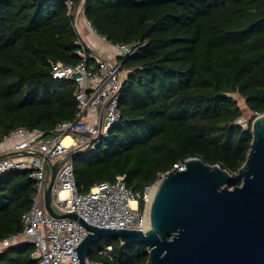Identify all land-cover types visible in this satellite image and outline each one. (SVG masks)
I'll list each match as a JSON object with an SVG mask.
<instances>
[{
    "label": "trees",
    "instance_id": "trees-1",
    "mask_svg": "<svg viewBox=\"0 0 264 264\" xmlns=\"http://www.w3.org/2000/svg\"><path fill=\"white\" fill-rule=\"evenodd\" d=\"M82 15L111 43L138 41L119 56L125 74L113 124L92 153L73 158L79 192L124 176L142 192L190 156L236 172L264 112V0H0V141L18 127L50 135L73 119L76 83L54 78L52 62L75 64ZM89 66L94 60L87 57ZM234 95L251 112L246 125ZM240 180L228 185H238ZM36 181L29 169L0 174V239L21 229ZM142 201L139 207L142 208ZM111 245L108 254L100 252ZM24 242L0 250V264H36ZM87 257L102 264H143L144 243L104 237Z\"/></svg>",
    "mask_w": 264,
    "mask_h": 264
},
{
    "label": "built area",
    "instance_id": "built-area-1",
    "mask_svg": "<svg viewBox=\"0 0 264 264\" xmlns=\"http://www.w3.org/2000/svg\"><path fill=\"white\" fill-rule=\"evenodd\" d=\"M78 14L73 26L79 34V46L75 52L81 60L75 64L52 62L51 70L52 77L76 83L74 118L57 123L45 138L41 137L42 131L38 128L10 130L4 138H17L13 149L17 154L0 157V174L29 169L30 176L36 181L31 206L21 214V229L1 238L0 250L10 245L31 243L36 264H81L76 247L88 233L77 219L55 217L45 209L43 193L48 181L47 159L50 162L62 160L52 187L56 210L75 212L85 222L103 227L142 230L149 225L147 206L154 184L146 185L142 192L134 191L126 187L123 175H116L112 181H97L88 190L78 191L73 158L78 153L95 152L99 142L107 137L109 128L120 120L117 103L125 70L118 57L132 53L141 44L138 41L111 43L101 36L116 56L98 52L82 37ZM84 21L90 26L85 17ZM87 57L93 58L94 66H89ZM261 113L257 111L254 116ZM139 201H142V208ZM110 250L111 245H107L100 252L108 254ZM85 261L102 264L87 255Z\"/></svg>",
    "mask_w": 264,
    "mask_h": 264
},
{
    "label": "water",
    "instance_id": "water-1",
    "mask_svg": "<svg viewBox=\"0 0 264 264\" xmlns=\"http://www.w3.org/2000/svg\"><path fill=\"white\" fill-rule=\"evenodd\" d=\"M251 131L236 172L198 156L163 172L153 183L149 225L142 230L92 225L75 212L56 210L52 187L61 159H47L44 207L52 216L77 219L88 230L76 247L81 264H89L87 250L104 237L144 243L148 257L143 264H264V112L252 118ZM235 180L240 183L230 187Z\"/></svg>",
    "mask_w": 264,
    "mask_h": 264
},
{
    "label": "crops",
    "instance_id": "crops-1",
    "mask_svg": "<svg viewBox=\"0 0 264 264\" xmlns=\"http://www.w3.org/2000/svg\"><path fill=\"white\" fill-rule=\"evenodd\" d=\"M80 22V32L85 41L93 45L98 52L104 53L107 56H116L110 45L103 41L101 36L97 34L91 26L86 25L84 19H81ZM16 141L17 138L10 137L0 141V154L14 151L13 149Z\"/></svg>",
    "mask_w": 264,
    "mask_h": 264
},
{
    "label": "rangeland",
    "instance_id": "rangeland-1",
    "mask_svg": "<svg viewBox=\"0 0 264 264\" xmlns=\"http://www.w3.org/2000/svg\"><path fill=\"white\" fill-rule=\"evenodd\" d=\"M79 8H81V3L76 8L75 15H77V13L79 12V14H78L79 18L84 19L83 15H82V11L78 10ZM80 23L81 22L79 19V21H78L79 26H80ZM103 41H105V40H103ZM234 96L236 97V99H237L238 103L240 104L242 111H243V114L241 115L243 118H238L237 122L241 123L242 125H246L247 119L250 117L251 112L246 108L242 97L237 96V95H234Z\"/></svg>",
    "mask_w": 264,
    "mask_h": 264
},
{
    "label": "bare ground",
    "instance_id": "bare-ground-1",
    "mask_svg": "<svg viewBox=\"0 0 264 264\" xmlns=\"http://www.w3.org/2000/svg\"><path fill=\"white\" fill-rule=\"evenodd\" d=\"M153 191V190H152ZM151 194H152V192H151ZM150 201H151V199H150ZM149 204H150V202H149ZM149 204H148V206H147V213H148V210H149Z\"/></svg>",
    "mask_w": 264,
    "mask_h": 264
}]
</instances>
